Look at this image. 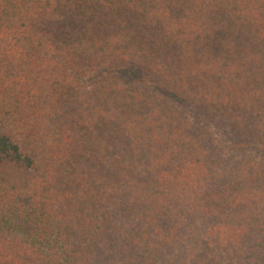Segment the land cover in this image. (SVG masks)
<instances>
[{"label": "trees", "instance_id": "obj_1", "mask_svg": "<svg viewBox=\"0 0 264 264\" xmlns=\"http://www.w3.org/2000/svg\"><path fill=\"white\" fill-rule=\"evenodd\" d=\"M0 264H264V0H0Z\"/></svg>", "mask_w": 264, "mask_h": 264}]
</instances>
